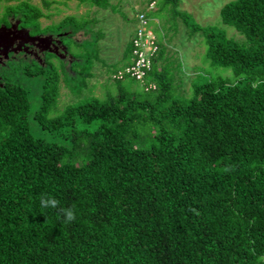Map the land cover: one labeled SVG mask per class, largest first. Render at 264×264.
<instances>
[{"label": "trees", "instance_id": "16d2710c", "mask_svg": "<svg viewBox=\"0 0 264 264\" xmlns=\"http://www.w3.org/2000/svg\"><path fill=\"white\" fill-rule=\"evenodd\" d=\"M11 1L3 13L33 33L66 32L70 60L46 53L2 69L0 264H264V0L222 6L221 23L240 39L192 23L178 0H161L203 36L205 60L238 81L192 82L191 96L180 97L181 65L165 58L155 36L136 79L125 72L141 51L136 30L121 64L107 67L115 93L61 112L60 75L73 95L89 89L102 34L86 17L41 27L60 0H0ZM139 15L156 35L152 19L140 12L138 23ZM78 32L90 38L77 42ZM42 193L74 205L76 219L66 225L55 210H41Z\"/></svg>", "mask_w": 264, "mask_h": 264}, {"label": "rangeland", "instance_id": "374dc122", "mask_svg": "<svg viewBox=\"0 0 264 264\" xmlns=\"http://www.w3.org/2000/svg\"><path fill=\"white\" fill-rule=\"evenodd\" d=\"M60 4H54L49 11V17L40 19L41 27L51 26L59 23L66 16L76 18L86 17L94 19L93 32H100L102 38L98 40L99 58L103 62H96L91 69L92 77L88 82L87 90L80 95H73L70 87L66 84L63 76L60 75L59 96L56 111L61 112L66 105L78 103L89 95L104 99L106 89L114 94L116 88L108 80L107 67L121 64L127 43L133 33L139 28L137 15L145 12L152 20L149 26L155 29V36L165 49V58L170 63L181 65L180 72L174 74L175 83L179 86L180 97L191 96L192 82H204L209 78H223L230 81H238L232 74L231 69L211 66L205 60L206 47L203 36L196 32L189 33L180 18L174 17L170 8H160L161 0H108L106 8L89 7L79 4L76 0H60ZM233 0H178V11L189 15L194 24L201 27H214L224 31L228 37L240 39L238 33L229 26L223 25L220 21V10L222 6ZM32 4L41 7V0H30ZM153 32V31H152ZM82 32H78L74 39L77 42L89 39ZM68 41L64 40L67 45ZM72 51H75V48ZM69 61L70 57L63 58ZM54 63L56 61L54 60ZM68 69V65L65 66ZM26 87L30 84L24 81ZM133 89L139 90V84H130ZM37 135V131L33 130ZM49 138V137H48Z\"/></svg>", "mask_w": 264, "mask_h": 264}, {"label": "flooded vegetation", "instance_id": "af4514ba", "mask_svg": "<svg viewBox=\"0 0 264 264\" xmlns=\"http://www.w3.org/2000/svg\"><path fill=\"white\" fill-rule=\"evenodd\" d=\"M12 3L14 1L0 2V83L3 68L15 67L33 59L42 62L46 53L60 59L70 57L62 40L66 32L33 33L30 28L21 25L16 16L3 13L5 5Z\"/></svg>", "mask_w": 264, "mask_h": 264}, {"label": "built area", "instance_id": "2783aa9c", "mask_svg": "<svg viewBox=\"0 0 264 264\" xmlns=\"http://www.w3.org/2000/svg\"><path fill=\"white\" fill-rule=\"evenodd\" d=\"M138 18L139 28L136 32L137 39L134 41V45L138 49H141V51L134 52V54L137 55V60L132 67L126 68L125 72L130 73V75L136 77V79H141L142 68L148 66L147 53H153L156 50V47L151 31L145 28V21L143 20V16L139 15Z\"/></svg>", "mask_w": 264, "mask_h": 264}, {"label": "clouds", "instance_id": "9594fccd", "mask_svg": "<svg viewBox=\"0 0 264 264\" xmlns=\"http://www.w3.org/2000/svg\"><path fill=\"white\" fill-rule=\"evenodd\" d=\"M39 208L41 210H55L64 224H70L76 219L75 206H59V201L50 194L42 193L39 196Z\"/></svg>", "mask_w": 264, "mask_h": 264}, {"label": "water", "instance_id": "95a60500", "mask_svg": "<svg viewBox=\"0 0 264 264\" xmlns=\"http://www.w3.org/2000/svg\"><path fill=\"white\" fill-rule=\"evenodd\" d=\"M45 40V39H44ZM46 41V40H45Z\"/></svg>", "mask_w": 264, "mask_h": 264}]
</instances>
